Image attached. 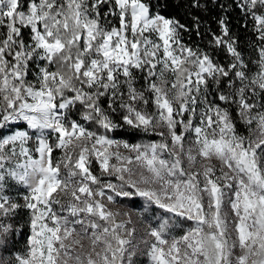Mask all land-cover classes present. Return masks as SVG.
I'll list each match as a JSON object with an SVG mask.
<instances>
[{"label": "snow or ice", "instance_id": "1", "mask_svg": "<svg viewBox=\"0 0 264 264\" xmlns=\"http://www.w3.org/2000/svg\"><path fill=\"white\" fill-rule=\"evenodd\" d=\"M3 251L264 264V0H0Z\"/></svg>", "mask_w": 264, "mask_h": 264}, {"label": "trees", "instance_id": "2", "mask_svg": "<svg viewBox=\"0 0 264 264\" xmlns=\"http://www.w3.org/2000/svg\"><path fill=\"white\" fill-rule=\"evenodd\" d=\"M172 2H174V0H172ZM169 14L171 15H175L177 16V18H179L181 20V22L183 23H188L189 21L184 17L183 15V10H179L177 11L175 8H171L169 10ZM215 14V13H213ZM213 28H215V25L213 24ZM184 41L190 45H195V44H200L201 46H203V42L201 41V39L195 37V36H191L189 37L188 34H185L184 35ZM243 125L240 126V130L244 131L243 130ZM118 138H121V139H131L130 137H127V136H124V137H118ZM149 140H154V137H148V136H141V137H137L136 140L134 141H131V142H141V141H144V142H147ZM54 155L58 156L60 155L59 153V150H57L56 153H54ZM95 167V165H94ZM113 181L114 178H113ZM116 207V210H121L123 211V209L120 207V206H115ZM21 223L23 224V220L21 221ZM28 235V228H27V225L24 224L23 225V229H22V233L18 236L15 237V243L12 244V245H9V248L11 249V251H19V252H22L21 249L22 247L24 246L25 244V241H26V237ZM8 251H4V255H8L7 254ZM140 254L138 253L137 257L139 256ZM146 262V260L144 261V263Z\"/></svg>", "mask_w": 264, "mask_h": 264}, {"label": "rangeland", "instance_id": "3", "mask_svg": "<svg viewBox=\"0 0 264 264\" xmlns=\"http://www.w3.org/2000/svg\"><path fill=\"white\" fill-rule=\"evenodd\" d=\"M242 127H243L244 131H242V130H240V131L245 136L249 135L247 128H245L244 126H242ZM155 139H159V138L158 137H154V140ZM113 182H115V181H113ZM122 209H123V211L127 210L125 208H122ZM133 221L135 223L136 228L138 229L137 235L139 236L141 234V230L143 228V224L141 223V221L135 215H133ZM175 234L179 235V234H181V231L177 230ZM141 247H143V245ZM23 250H24V246L22 247L21 251L23 252ZM0 255H4V251L2 253H0ZM134 259L138 260L139 264H148V259H147V256H145V255H139L138 257H135ZM145 260H146V262L144 263Z\"/></svg>", "mask_w": 264, "mask_h": 264}]
</instances>
